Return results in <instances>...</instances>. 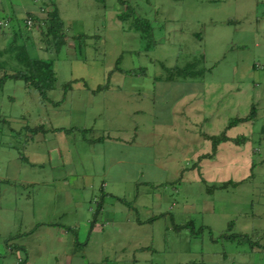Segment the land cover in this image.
<instances>
[{"label":"rangeland","instance_id":"obj_1","mask_svg":"<svg viewBox=\"0 0 264 264\" xmlns=\"http://www.w3.org/2000/svg\"><path fill=\"white\" fill-rule=\"evenodd\" d=\"M52 1L65 23L59 51L38 26L28 33L23 25L28 13L39 10L45 17L44 6ZM124 1L0 0V23L6 27L11 19L9 27H0V75L25 69L10 49V32L19 29L18 22L22 35L17 44H26L32 57L53 59L56 72L46 103L21 80H7L0 89V173H18L21 167L24 179L50 181L57 188L58 206L67 204L64 187L85 188L87 205L94 206L102 178L96 151L85 138L98 134L86 136L73 128L93 119L98 125L108 123L100 116L107 104L83 106L85 90L121 84L125 93L139 91L149 101L153 89L176 93L172 90H182V85L175 83L189 79L176 74V82L165 83L172 75L168 69L197 62L187 73L197 75L190 78L198 82L194 89L205 92L204 113L214 109L222 115L217 120L226 126L220 132L254 110L250 121L227 130L229 137L245 141L228 142L227 150L216 161H205L203 169L191 167L179 178L157 176L154 186L131 183L133 171L125 180L117 179L120 198L104 191L88 258L96 264H264V0ZM127 7L135 16L120 18ZM140 69L145 70L142 77L129 74L135 70L141 75ZM119 72L127 78L108 80L109 73ZM118 99L128 110L138 105L137 97ZM117 105L111 106L112 113L118 112ZM123 112L121 122L127 125ZM201 143L202 151L209 150V142ZM73 169L81 176H66ZM229 181L236 184L214 188ZM12 184L27 194L22 182ZM82 189L74 195L82 196ZM90 228L82 224L81 243ZM230 234L247 235L256 246L227 239Z\"/></svg>","mask_w":264,"mask_h":264},{"label":"crops","instance_id":"obj_2","mask_svg":"<svg viewBox=\"0 0 264 264\" xmlns=\"http://www.w3.org/2000/svg\"><path fill=\"white\" fill-rule=\"evenodd\" d=\"M31 13L41 16L39 10ZM13 31L10 32L11 36ZM113 77L124 80L127 75L119 72L112 74ZM169 82L176 81L166 79L165 83ZM195 83L198 82H191L190 78L184 79L183 84L175 83L182 85V90H172L176 93L168 89H153L154 94L149 101L142 92L125 93L121 84L109 83L107 89L98 93H94L95 89L92 88L85 90L88 94L84 95L87 101L84 100L83 106L96 105L101 101L107 104L100 116H104L108 123L98 125L93 119L81 127L93 129L86 136L98 134V137L87 139L103 138L99 141L86 140L91 151H96L102 194L92 199L94 206L91 202L88 207L89 192L85 188L64 187L67 204L58 206L57 188L50 181L40 184L36 180L24 179L21 167L18 173H0V264H15L19 257L24 259V264H96L88 258L86 250L94 230L89 229V238L84 243L79 241V231L82 224L85 228L91 225L99 204L102 208L99 215L103 213L104 191L109 190V196L120 198L115 191L116 180L124 179L130 171H133L131 183L142 182L154 186L153 178L157 176L179 178L191 169L201 155L211 152V141L205 135H218L222 133L219 129L225 128L226 125L222 127V118L217 120L221 114H214V109L210 111L212 117L204 113L202 93L205 92L194 89ZM117 97H137L138 105L128 110L119 105ZM113 104H118V112L110 111ZM123 111H127V125L121 122ZM215 119L220 123L217 124ZM201 140L203 146L209 142V150H201ZM227 143H221L216 155L203 159L196 169H203L205 161H216L227 150ZM184 162H187L186 166ZM66 176L81 175L73 169ZM143 178H146L144 182ZM12 182H22L27 194H23L21 188ZM81 189L84 194L75 196V191ZM98 217L94 226H98Z\"/></svg>","mask_w":264,"mask_h":264},{"label":"trees","instance_id":"obj_3","mask_svg":"<svg viewBox=\"0 0 264 264\" xmlns=\"http://www.w3.org/2000/svg\"><path fill=\"white\" fill-rule=\"evenodd\" d=\"M101 3H104L105 0H97ZM119 2L121 4L125 5V1L124 0H119ZM45 7V12L46 15L45 17H41L38 16L36 14L33 13H28L26 19H24L23 21V25L24 28H26V30L28 31V33L30 31H32V29H36L37 26L39 27L40 31L42 32V34L44 35V39L45 41H47L49 38L52 39L56 50L59 51L60 48L63 46V44L65 43V39H66V34L64 33V28H65V23L60 15L58 6L56 4V2H49L46 4ZM129 7H127V14H121L120 18H128V17H132L135 16L134 11H129ZM31 20V25L27 24V20ZM138 21V20H137ZM11 23V19L7 21V25L6 27H9ZM138 23L140 24V21H138ZM18 28L19 29H14L13 31V41L10 45V49L17 52L16 55V59L20 61V63H22L25 67L24 70L21 71H16L13 73H4L0 75V89H2L5 86V83L7 82V80H21L23 81L29 88H31L32 90L36 91L42 101L44 103L49 102V93L54 89L55 87V83H56V72L54 69V60L53 59H42V58H35L29 55V52L27 51V46L25 44V46H19L17 44V38H19L22 35V31H21V23H19ZM0 27L3 28L4 26H2L0 24ZM4 27V28H6ZM27 33V34H28ZM197 62H192L190 64L185 65V68H179V67H174L171 68L170 70L168 69V72L171 71L172 75H170L171 77L167 78V80H173L175 79L174 76L176 74L180 75V77H185V78H194L197 75L191 74V73H187V68H191L193 66L196 65ZM119 70V69H118ZM122 71V70H119ZM138 72L135 70H130L129 74L132 76H136ZM139 73L141 75H143L145 73V70L140 69ZM111 73L108 74V80L111 77ZM109 87V83H105L104 85H99L95 90H93L94 93H98L101 92L105 89H107ZM71 88V86H65V94L67 93V91ZM65 96V95H64ZM65 99V97H63V100ZM63 100L55 102V101H51L53 105L57 106L59 104H61L63 102ZM254 110L251 111V113L249 114V116L245 117V118H236L234 120H232L228 127L220 134L218 135H214V136H208L205 135L206 139L211 141L212 147H211V152L206 153L201 155L197 162H195L191 167L192 168H198L199 167V163L203 160V159H211L213 158L216 153H217V149L218 146L221 143L224 142H233L236 145L241 144L243 141H245V137H237V138H231L227 135V130L229 128H232L236 125H238L241 122H245V121H250L252 119ZM55 131H64L67 132V130L62 129V128H57L54 129ZM93 129H85V128H78L75 127L73 128V131L75 132H79L82 131V133H84L86 135V133H88L89 131H92ZM87 141H99L102 140L103 138H97L95 140H91V139H87L85 138ZM236 184L233 181H229V182H225L221 185H216L214 186V188H225L228 187V184ZM208 191H211V189H208ZM104 197V195H103ZM99 207H97L95 213H94V218L92 220L91 223V229L93 228L94 224L96 223V219L98 217V215L101 213L102 208L101 205H98ZM179 227H176V229H178ZM227 239H231V240H235L238 241L239 243L242 242H251L250 238L247 235H236V234H230L225 236ZM251 245L253 247L256 246L255 243L251 242Z\"/></svg>","mask_w":264,"mask_h":264},{"label":"built area","instance_id":"obj_4","mask_svg":"<svg viewBox=\"0 0 264 264\" xmlns=\"http://www.w3.org/2000/svg\"><path fill=\"white\" fill-rule=\"evenodd\" d=\"M0 24L3 25V23H0ZM27 24H28V25H31V20H30V19L27 20ZM5 25H7V22H6ZM15 264H24V259H23L22 257H19V258L17 259V261H16Z\"/></svg>","mask_w":264,"mask_h":264}]
</instances>
